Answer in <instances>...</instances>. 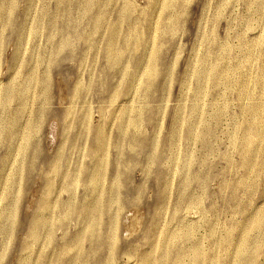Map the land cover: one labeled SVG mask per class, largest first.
Segmentation results:
<instances>
[{
  "label": "rangeland",
  "instance_id": "374dc122",
  "mask_svg": "<svg viewBox=\"0 0 264 264\" xmlns=\"http://www.w3.org/2000/svg\"><path fill=\"white\" fill-rule=\"evenodd\" d=\"M0 264H264V0H0Z\"/></svg>",
  "mask_w": 264,
  "mask_h": 264
},
{
  "label": "bare ground",
  "instance_id": "6f19581e",
  "mask_svg": "<svg viewBox=\"0 0 264 264\" xmlns=\"http://www.w3.org/2000/svg\"><path fill=\"white\" fill-rule=\"evenodd\" d=\"M111 58H112V57H111ZM112 62H114V61H113V58H112Z\"/></svg>",
  "mask_w": 264,
  "mask_h": 264
}]
</instances>
